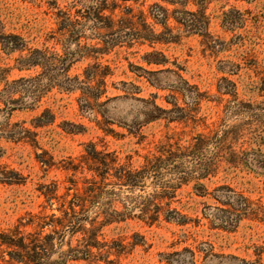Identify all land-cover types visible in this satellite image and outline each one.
<instances>
[{"label":"rangeland","instance_id":"1","mask_svg":"<svg viewBox=\"0 0 264 264\" xmlns=\"http://www.w3.org/2000/svg\"><path fill=\"white\" fill-rule=\"evenodd\" d=\"M144 101L175 113L143 122ZM197 135L162 202L179 216L136 217L146 178L56 220L93 147L139 167ZM0 264H264V0H0Z\"/></svg>","mask_w":264,"mask_h":264},{"label":"trees","instance_id":"2","mask_svg":"<svg viewBox=\"0 0 264 264\" xmlns=\"http://www.w3.org/2000/svg\"><path fill=\"white\" fill-rule=\"evenodd\" d=\"M99 16V15H98ZM98 18V17H97ZM66 67V66H65ZM100 92L95 95V98H99ZM109 98L102 102H95L98 106L102 107L106 105ZM16 104V101H11V103ZM144 106L142 107L143 114V122L152 120L154 118H158L165 113H171L175 110H167L162 106L155 103V101H144ZM82 106L85 109H90L94 106L87 98L82 99ZM176 109L180 110V107H176ZM107 111V107L106 110ZM175 113V112H172ZM108 118L112 119L110 116ZM121 123L126 124L128 126L137 127L141 124V121L138 117H134L130 119L128 123L125 120H120ZM194 143H189L185 150H181L180 147L177 149H164L163 153L158 155H153L152 157H146L145 162L139 167H133L128 163H120L117 162L116 157L110 156L109 153H101L100 151H96L93 147L91 152H88V156L92 159L91 169L94 173L85 178L84 182L86 185L82 188L81 191H76L73 194L72 199L70 200V205L67 209H64L63 216L56 217V220L61 224L62 222H71L72 226H79L80 220H84L85 215L79 217V215L84 214L87 210V204L93 203L94 199L97 198L100 194L108 193L114 194L115 191L106 190V185H116L121 187H125L129 189V191H133L135 189H144L145 184L143 181L146 178H151L153 181V186L158 187V189H153L152 192L146 198V201L139 208V213L136 217L144 219L148 223L156 222L161 215L164 218H171L175 216H179L180 213L175 209H170L169 207L166 209L165 205L166 198L170 199L175 191V189L182 183L189 181L188 179V171L183 169H179V165L176 164V160L179 161L186 155V150L191 149L192 147H198L199 145L204 144L205 139L202 135H197L194 137ZM167 152V153H166ZM86 157V156H85ZM203 157H199L198 154L194 153L190 157V162L194 164H198L203 168L204 173L208 174L209 168L211 166V161L208 159L203 160ZM172 164L173 170L170 172L175 173L174 177H170L166 180L164 177L166 173V166ZM161 169H165L161 171ZM200 178V177H198ZM178 180V184L175 185L171 180ZM197 186H201L197 184ZM165 202V205L162 204ZM75 206L79 207V210L75 209ZM123 211H118L115 207H110L109 209H104L99 212L97 215L102 216L105 222H113L123 220L125 216V208ZM101 214V215H99ZM75 220V221H74ZM77 230V227H76ZM42 250L45 251V244L41 243ZM86 254H90V248L87 247L85 249Z\"/></svg>","mask_w":264,"mask_h":264}]
</instances>
